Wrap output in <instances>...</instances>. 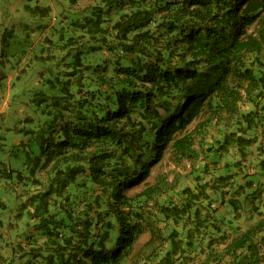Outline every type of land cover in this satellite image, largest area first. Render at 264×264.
Wrapping results in <instances>:
<instances>
[{"label": "trees", "instance_id": "1", "mask_svg": "<svg viewBox=\"0 0 264 264\" xmlns=\"http://www.w3.org/2000/svg\"><path fill=\"white\" fill-rule=\"evenodd\" d=\"M88 13L61 45L67 58L46 79L50 92L35 95L46 119L18 145L37 147L21 170L0 161L13 183L23 177L34 186L0 219V259L18 234L29 245L24 264L125 263L141 232L132 204L161 185L127 191L167 150L192 157L197 124L188 128L203 117L199 124L223 129L203 156V173H213L183 186L179 203L157 207L164 219L185 218L186 228L158 230L157 248L127 264H264V214L243 229L215 215L226 203L237 219L264 175V151L241 181V159L217 164L232 145L245 158L259 140L247 130L264 124V0H102ZM7 207L0 197V210Z\"/></svg>", "mask_w": 264, "mask_h": 264}, {"label": "rangeland", "instance_id": "2", "mask_svg": "<svg viewBox=\"0 0 264 264\" xmlns=\"http://www.w3.org/2000/svg\"><path fill=\"white\" fill-rule=\"evenodd\" d=\"M102 4V0H0V161L6 167L22 169L28 161L31 150L37 145L34 140L29 142L28 147L18 145L19 141L26 142L30 139L28 129H33L46 119L42 112L44 104H37L35 95L50 92L47 88L46 79L55 77L61 70V54L64 48L61 45L66 39L77 32V21L89 14L90 6ZM88 8H83L84 6ZM194 120L188 129L193 132V156H179L171 150H167L161 160L151 168L149 176L144 182L128 190L129 196H135L142 190L158 183L161 189L158 193L151 195L146 201L143 197H136L132 204L137 209L142 220L140 221L141 232L137 234L133 247L129 252L126 262L132 261L147 254L151 248H157L160 241L156 234L158 230L166 233L167 228L176 227L184 230L187 225L185 218L172 221L164 219L157 211L161 204L170 202L179 203L181 200V189L183 186L194 184L195 176L202 175L203 179L209 178L213 173H203L201 167L205 156L206 148L215 147L218 140L222 138V126L213 122L198 123ZM38 122V123H37ZM263 130V132H260ZM257 134L256 143L246 147V157L242 158L235 146H230L226 151L221 152L217 158L219 166L224 161L234 162L241 159V165L236 169L238 174L236 181L245 178V174L255 171V163L262 156L264 151V124L260 127H251L247 130L246 136ZM261 140V142H259ZM261 144L259 147L258 145ZM212 152H208L210 158ZM3 167V166H2ZM0 164V197L5 200L7 210H0V219L8 218L12 213L16 200L23 198L34 186L29 184V179L23 177L16 181V176H7L8 169H3ZM37 177L44 179L43 170L36 172ZM259 180L253 184L250 190L257 192L255 203L250 205L249 200H243L237 219L233 218L231 207L226 203L219 205L215 212L220 222L231 220L230 224L238 225L240 229L245 228L258 218L259 213L264 214V175L259 174ZM259 181V183H258ZM8 182L11 189L2 187ZM26 182V183H25ZM13 183V184H12ZM15 188V191H14ZM16 192V194H15ZM16 195V196H15ZM146 201V202H145ZM256 206L252 208V206ZM222 217V219H221ZM233 227V226H232ZM232 227H228L230 234H234ZM159 234V233H158ZM153 236V243L145 245V242ZM5 253L2 254L0 264L6 260L17 259L14 264H24L29 258L26 254L29 245L22 235L15 236L5 245ZM4 249V248H2Z\"/></svg>", "mask_w": 264, "mask_h": 264}]
</instances>
